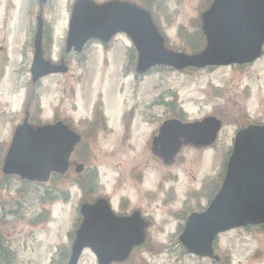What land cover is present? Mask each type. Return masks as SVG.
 <instances>
[{
  "label": "rangeland",
  "instance_id": "1",
  "mask_svg": "<svg viewBox=\"0 0 264 264\" xmlns=\"http://www.w3.org/2000/svg\"><path fill=\"white\" fill-rule=\"evenodd\" d=\"M95 1L103 4L109 0ZM119 1L145 7L151 4L149 8L170 41V48L192 52L189 45L199 32L200 9L208 0ZM74 2L49 0L45 9L48 25L53 24L56 56L65 46L67 19ZM26 8L27 14L22 12L20 23L23 29L29 24L32 31L38 6L35 4L32 9L34 20L32 16L29 20V8ZM182 30L188 38H181ZM26 34L20 35L19 43L24 44L29 55L33 36L26 42ZM132 50L131 42L124 36L117 37L108 49L91 43L81 56L75 55L70 59V72L66 76L49 78L38 87L37 93L46 109L43 120L50 121L56 113L63 120H72L80 133L85 134V143L79 148L85 153L84 170L80 176L72 174L71 179L54 181L50 192L38 186H24L14 181L7 183L2 174L3 156L9 139L4 130L8 127L7 122H19L17 117L22 110L17 85L8 82V78L21 70V84L28 85L30 81L27 64L8 70L6 82H3L7 84L0 95V110L6 109L9 113L8 121L0 124V249L8 260L1 253L0 264H67L72 245L70 235L81 220L79 207L85 193L86 199L91 201L107 195L116 210L121 199L126 200L122 204L125 210L131 214L139 210L148 221V242L134 253L129 264H215L183 253L178 242L180 228L184 225L183 215L206 210L218 191L233 149L237 130L233 126L235 121L249 112L264 123V60L245 79L240 74H229L227 70L211 75L159 71L138 85L133 75L126 73L131 78L123 77L126 57L134 53ZM17 78L15 75V81ZM253 78L259 81L253 92L256 101L252 100L243 108L242 101L235 95L237 85L242 87ZM214 84L222 88V95L216 97L213 94ZM258 85L262 87L261 93ZM161 95L170 103L159 104ZM180 106L189 120L201 119L215 112L221 115L219 108L226 107L227 113L221 115L225 127L219 143L212 150L185 149L180 161L167 167L152 160L151 150H148L151 133L157 125L140 123L154 118L161 121L172 116L164 108ZM132 109L135 122L127 127L122 116ZM226 114L235 121L229 119L226 123ZM163 175L170 179L165 184L168 193L161 182ZM176 176L179 177L176 179L178 189L174 193L170 186ZM87 179L90 182L86 188L88 192L85 191ZM216 246L218 255L228 264H264V233L259 228L223 234ZM80 264H97V261L87 251Z\"/></svg>",
  "mask_w": 264,
  "mask_h": 264
},
{
  "label": "water",
  "instance_id": "2",
  "mask_svg": "<svg viewBox=\"0 0 264 264\" xmlns=\"http://www.w3.org/2000/svg\"><path fill=\"white\" fill-rule=\"evenodd\" d=\"M41 1L44 4L47 0ZM202 19L208 46L200 55L187 56L166 50L165 40L147 10L124 2L96 5L92 0H80L73 8L67 51L75 48L79 53L90 40L108 42L122 32L131 38L139 52L137 70L141 74L159 65L182 71L245 64L261 55L264 0H215ZM39 40L40 34L38 46ZM61 72L65 73L67 69L43 64L41 54L37 52L32 68L34 81ZM27 125L25 121L15 135L4 172L39 182L48 181L52 172L66 173L71 154L81 137L62 123L37 130ZM220 127L221 123L214 119L186 127L169 122L161 129L155 146L164 148L168 143L167 159H171L180 147V142H175L177 132L184 135L186 142L208 146L216 140ZM81 214L84 220L68 264H79L86 248L96 254L99 264L123 262L134 248L145 243L146 224L139 214L118 218L106 200L84 204ZM263 224L264 127H250L237 136L220 193L206 212L190 216L179 241L188 253L212 258L213 244L219 234Z\"/></svg>",
  "mask_w": 264,
  "mask_h": 264
},
{
  "label": "flooded vegetation",
  "instance_id": "3",
  "mask_svg": "<svg viewBox=\"0 0 264 264\" xmlns=\"http://www.w3.org/2000/svg\"><path fill=\"white\" fill-rule=\"evenodd\" d=\"M35 4H37V6H38L37 14H38V18H39V14L41 13L42 10H41V7L39 5V2H37L35 0H29V2H27V4H26V0L25 1H22V0H0V95L3 93L4 87L7 84V83L3 84V82L5 80L6 74L8 73V70H12V69H14V67L18 68L19 66L24 67L23 65L27 64V67H28L27 76L30 79L28 85L21 84L22 77H23V75L22 76L20 75L21 70L19 71L18 74H15L18 76L17 81H15V79H14L15 75L14 76L9 75V78H8V82L12 81L17 85V93L22 98V110L20 111L19 117H17V120L19 122L18 123H12V121L7 122L8 127L4 130L6 132V134H8V136H9L8 147L6 148V151L4 153V159L7 155V152L10 148V145L13 141V138L15 136L17 129L20 126H22V124L25 120H28V122H29L28 126H30L31 128H34V129L40 128V127L48 125V124H56L59 121H63L65 124H67L69 126V128L71 130L78 132L83 138L82 143H85V134L80 133V130L78 129L79 127L76 126L74 123H71V122H73L72 120H66V119L63 120L62 118H59L56 115V113H53L52 119L50 121H44L43 120V117L46 114V109H45V105H43L42 98L37 93V89H38V87H41L43 81H46L49 78L57 77L59 75L55 74V75L46 76L44 78L39 79L36 82H34V80L32 79L31 68H32V65L34 63L35 56H36V48L34 45V40H35V35L37 34V31L39 29L38 25H37L38 21L36 18L35 27L32 31H30L32 27L29 28V24H27V26H25L23 29L22 23H20V18H21L20 16H22V12H24V14L26 13V9H27L26 7H28L29 13H30L29 14V20H30V17L33 15L32 9L34 8ZM48 4H49V2H48ZM47 5L44 7L43 17H42L43 18V37H42L41 51H40L41 56H42V61L45 64H47L48 66L65 65V67H67V69L70 72V59L75 55L77 56V54H75V52L65 53V50L61 49L60 53L57 55L58 56V58H57V56L55 54L56 48H55V38H54V33H53L54 32L53 24L50 22L51 26L48 25V22L46 21V17H45V9H46ZM32 19L34 20V17ZM70 20H71V11H70L69 17L67 19L66 31H68V29H69L68 27H69ZM28 31H30V32H28ZM26 32H28V33L26 34ZM23 34H26V38H27L26 42H28V40L31 39V37L33 36V38L31 39L32 40L31 53L29 55L27 54L28 49L27 50L25 49L24 44L21 45L19 43V39L21 36H23ZM119 36H123V35H118L117 37H119ZM117 37H115V39H113V42L116 40ZM111 46H112V43L104 45V48L108 49ZM81 55H79V56H81ZM263 59H264V55L260 60L254 62L253 64L231 66V67H228L227 71H229V74L231 73V74H234L237 76H239V74H240L241 78L245 79L250 73H252L259 65H261L263 63L262 62ZM128 62H129V65H132L131 60H129ZM219 69H221V68H211V69H208L206 71L204 70V71L206 74L211 75V74L215 73L216 71L217 72L220 71ZM156 70L159 71V69H156ZM193 72H196V71H188L186 73L191 74ZM228 77H229V75H228ZM137 78L139 80H136ZM137 78H135L136 81H143L145 79V77H137ZM5 82H6V80H5ZM258 82H259L258 80L253 78L250 82L245 83V85H243L242 87L240 86L241 84L237 85L238 92H236L235 95L238 96V98H240V100L242 101L241 104L243 105V108L247 107L248 103L251 102L252 100L256 101V97H253V92L256 91L255 85L258 84ZM258 87L260 88L259 91L261 93L262 87L260 85H258ZM222 93H223L222 88L220 86H217L214 84L213 94L215 96H217V95H222ZM164 110L167 113H171L172 116H168V117L162 119L161 121H160V119L157 120V118H154L152 121L151 120L143 121L140 123V125H146V124L157 125L156 129H154V131L151 133L150 140L148 142V150L149 151L151 150V153H149V154H150V157L152 158V160L155 159L156 161L160 162L161 165L163 164L164 166L171 167L180 161V157H181L180 155H181L183 149H193V146H191V145L184 146L181 149L180 154L178 155L177 159L172 164L165 163L163 160H161L158 156H156L153 153V151H152L153 139L158 134V130L164 122H166L168 120H172V119L179 120L182 122L188 121L186 114L184 113L182 108L169 109L166 107V108H164ZM219 110L221 112V115L227 113L226 107L223 109L219 108ZM8 115H9V113L6 111V109L0 110V124H1V121H8V120H6ZM211 115L218 117L219 119H221L224 122V119L221 118L220 114L215 112V114H211ZM129 116H130V118H129ZM134 116H135V111L133 109L127 110L126 113H124L122 116L123 124H125L127 127L131 126V123L133 124L135 122ZM224 117H225L226 123L229 122V119H233V118H230L227 114ZM46 118H48V117H46ZM82 124L84 125L83 121H82ZM262 124H264L262 122V120H259V119L255 118L253 115H250L249 112H245V114H242L240 116V118L237 121H235V124H233V125H235L238 129H241V128H247L250 125H262ZM82 155L84 156V152L82 153ZM78 157L79 156H78L77 152L75 153V155L74 154L72 155V158L70 160L71 166H70L69 173H72V171L77 168V165H79L81 163V162H79L80 160ZM81 160L84 162V158ZM82 164L84 165V163H82ZM68 174L64 175V176H61V175L58 176V174H52L49 182L46 184L29 182L27 180H23L22 178H20L19 176H16V175H4V176L6 178L5 181L7 183H12V181H14V182H18L20 184H23L24 186H26V185L38 186V187L45 188L48 192H50V190L53 186L52 183H54V181H56L57 178L58 179H71L72 174H70V175H68ZM176 179H179V177L176 176V178H172L173 184L170 186V190L174 193H176V191L178 189V184H177ZM169 181H170V179L168 176L163 175L161 177V182L164 186L166 183H169ZM89 184H90V182L87 179L85 181V191L86 192H88V189H86V188L88 187ZM11 189H12L11 185H9V191H11ZM166 192L168 193L167 187H166ZM17 194H19L18 191H17ZM86 196H87V194L85 193V202L91 203V202L95 201V199H93L92 201L90 199H86ZM192 196H194V195H192ZM104 197L108 198L109 201L111 199L107 195H104ZM124 203H126V200L121 199L120 204L118 206L119 208L116 212V214L118 216L124 217V216L131 215V213H129L127 210H125V207L122 206V204H124ZM135 212H140V211L136 210ZM186 214L187 213H185V215L183 216L184 223L186 222L188 215L190 213L187 216H186ZM142 217L147 222V225H149L146 218L143 215H142ZM259 228H261V226ZM246 230H248V229H246ZM214 263L215 264H228V263H226V261L222 257L220 259V262H218V263L214 262Z\"/></svg>",
  "mask_w": 264,
  "mask_h": 264
},
{
  "label": "trees",
  "instance_id": "4",
  "mask_svg": "<svg viewBox=\"0 0 264 264\" xmlns=\"http://www.w3.org/2000/svg\"><path fill=\"white\" fill-rule=\"evenodd\" d=\"M151 8V4H147V8ZM203 38V36L201 35V33H197L195 36V39H192L190 46L191 47H197L200 44V40L201 38ZM262 230H264V228H262ZM1 248V247H0ZM2 253L1 249H0V254ZM3 257H5L6 255H4V253L1 254ZM8 260V257H5Z\"/></svg>",
  "mask_w": 264,
  "mask_h": 264
}]
</instances>
